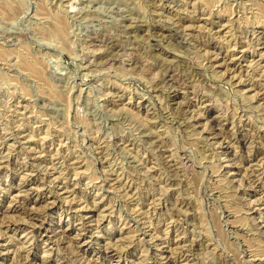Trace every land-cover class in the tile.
I'll use <instances>...</instances> for the list:
<instances>
[{
    "label": "rangeland",
    "instance_id": "374dc122",
    "mask_svg": "<svg viewBox=\"0 0 264 264\" xmlns=\"http://www.w3.org/2000/svg\"><path fill=\"white\" fill-rule=\"evenodd\" d=\"M0 251L264 264V0H0Z\"/></svg>",
    "mask_w": 264,
    "mask_h": 264
},
{
    "label": "bare ground",
    "instance_id": "6f19581e",
    "mask_svg": "<svg viewBox=\"0 0 264 264\" xmlns=\"http://www.w3.org/2000/svg\"><path fill=\"white\" fill-rule=\"evenodd\" d=\"M44 196H46V195H44ZM47 196H48V195H47ZM51 199H52V198H51ZM52 200H53V199H52ZM46 201H47V200H46ZM48 201H50V200L48 199ZM54 201H55V200H53V203H54ZM53 203H52V204H53ZM48 204H49V203H48ZM50 204H51V203H50ZM48 206H50V205H48ZM84 216H85V215H84ZM88 216H89V215H88ZM80 217H81V216H80ZM83 218H84V217H83ZM84 219H85V218H84ZM88 219H90V218H88ZM81 220H82V219H81ZM83 221H84V220H83ZM86 221H87V220H86ZM88 221H89V220H88ZM80 222H81V221H80ZM82 223H83V222H82ZM82 223H81V224H82ZM85 224H86V223H85ZM82 225H84V224H82ZM84 228H85V227H84ZM86 228H88V226H87ZM89 229H90V227H89ZM80 233H81V232H80ZM80 235H81V234H80ZM1 246H2V244H1ZM107 250H108V249H107ZM0 252H1V251H0Z\"/></svg>",
    "mask_w": 264,
    "mask_h": 264
}]
</instances>
